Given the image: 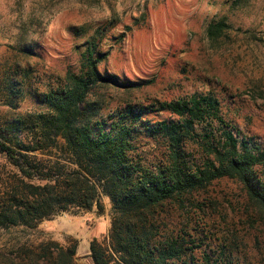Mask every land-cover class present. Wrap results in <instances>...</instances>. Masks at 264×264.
I'll use <instances>...</instances> for the list:
<instances>
[{
    "label": "rangeland",
    "instance_id": "1",
    "mask_svg": "<svg viewBox=\"0 0 264 264\" xmlns=\"http://www.w3.org/2000/svg\"><path fill=\"white\" fill-rule=\"evenodd\" d=\"M220 20L226 28L213 40L207 29ZM91 41L107 54L100 72L116 75L129 88L95 91L110 104L106 114L127 104L156 106L211 92L240 138L264 148V0H0V128L49 112L37 95L60 86L67 72H77L80 52ZM9 80L19 81V93L9 92ZM154 114L151 121L167 117ZM21 129L10 138L33 142L30 127ZM155 142L141 138V156L154 160ZM257 172L264 178V165ZM19 176L0 154L1 196L20 184L15 182ZM101 201L102 213L72 208L34 229L0 230V249L12 251L17 263L51 264L43 250L49 242L76 245L73 264H95L90 244L97 240L109 246L111 226L110 201ZM183 211L190 232L194 228L199 234L202 251L218 254L227 245L264 264V213L238 181L213 182L189 196ZM26 248L35 251L32 258Z\"/></svg>",
    "mask_w": 264,
    "mask_h": 264
},
{
    "label": "trees",
    "instance_id": "2",
    "mask_svg": "<svg viewBox=\"0 0 264 264\" xmlns=\"http://www.w3.org/2000/svg\"><path fill=\"white\" fill-rule=\"evenodd\" d=\"M225 28L220 20L207 33L215 40ZM106 57L98 42H88L78 71L67 72L60 86L37 95L49 112L0 128V154L20 175L15 179L20 184L6 198L0 195V230L34 229L72 208L102 213L101 198L106 197L111 204L109 246L91 242L95 264H259L227 245L218 254L202 251L183 209L189 196L232 179L264 213V178L257 172L264 165V148L240 138L211 92L156 106L127 104L106 114L110 104L95 91L101 86L129 89L116 75L100 72ZM19 86V81L7 83L11 94L19 93ZM154 113L167 117L151 121ZM22 125L32 130L33 142L10 138ZM58 137L63 142H55ZM143 137L156 140L158 156L152 161L140 154ZM50 150L56 155H48ZM43 250L51 264H73L77 246L49 242ZM11 252L0 249V264H23ZM25 253L32 258L35 251L26 248Z\"/></svg>",
    "mask_w": 264,
    "mask_h": 264
}]
</instances>
